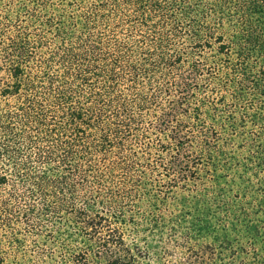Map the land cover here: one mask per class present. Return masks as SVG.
<instances>
[{"label": "trees", "instance_id": "obj_1", "mask_svg": "<svg viewBox=\"0 0 264 264\" xmlns=\"http://www.w3.org/2000/svg\"><path fill=\"white\" fill-rule=\"evenodd\" d=\"M111 1L118 17L133 11L122 22L187 20L192 50L138 64L109 62L97 44H51L35 69L32 50H10L0 94L36 88L41 108L19 104L25 120L0 146V185L28 176L29 192L51 203L43 210L69 214L75 264H264V0ZM121 81L130 92L114 95ZM116 170L120 216L71 204Z\"/></svg>", "mask_w": 264, "mask_h": 264}, {"label": "rangeland", "instance_id": "obj_2", "mask_svg": "<svg viewBox=\"0 0 264 264\" xmlns=\"http://www.w3.org/2000/svg\"><path fill=\"white\" fill-rule=\"evenodd\" d=\"M92 2L93 0H84L77 6L73 0H0V93L12 82L9 67L16 57L9 54L10 50H32L30 62L34 69V65L43 56L54 50L55 47L52 48L51 44H97L99 57L106 58L109 62L112 58L124 56L119 57L123 59L126 55L128 60L132 59L138 64L142 63L143 58H155L163 51L170 54L190 53L192 50L195 40L192 29L187 26V20L184 24H180L178 20L177 24L165 21V25H157L160 19L155 16L147 25L122 22L121 17L133 16L131 9H122L118 17V6L113 1L103 0L107 2L104 8L99 5L94 7ZM84 18L91 25L85 32L74 26ZM75 30L78 38L75 37ZM81 36L89 41H79ZM40 44L50 45L42 48ZM99 81V85L108 84L102 79ZM125 84V81H121L118 86L117 82L114 95L128 92ZM35 90H22L23 95L19 98L0 94V146L8 144L13 136L12 132L23 127L21 123L25 120L24 109L18 108L23 100L34 102L31 114L36 115L41 108L35 101L40 99ZM45 107H52L51 102H46ZM36 124L34 118L28 123L29 126H37ZM39 131L27 129L33 137ZM20 148L24 147L20 145ZM111 157L113 156L110 155ZM104 177H107L106 181L100 187L93 185L91 189L77 192L71 204L76 207L93 204L95 211H102L107 216H115V213L120 216L122 206H126L123 204L127 203V198L123 197V175L116 170L112 177ZM28 178L24 176L25 180L22 181L18 176H11L5 184L0 185V264H75L72 253L76 238L69 214L64 212L61 219H58L51 212L43 210L46 204L51 203L43 202L39 194L32 195L29 192ZM110 190L113 191L114 198V195L110 196ZM96 197H99L97 203ZM165 213H169V207L165 209ZM110 220L112 226H119L115 219L110 217ZM102 263L105 264V261Z\"/></svg>", "mask_w": 264, "mask_h": 264}]
</instances>
